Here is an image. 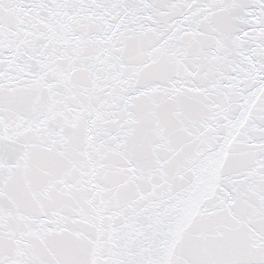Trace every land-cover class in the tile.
I'll list each match as a JSON object with an SVG mask.
<instances>
[{
	"label": "snow or ice",
	"instance_id": "obj_1",
	"mask_svg": "<svg viewBox=\"0 0 264 264\" xmlns=\"http://www.w3.org/2000/svg\"><path fill=\"white\" fill-rule=\"evenodd\" d=\"M0 264H264V0H0Z\"/></svg>",
	"mask_w": 264,
	"mask_h": 264
}]
</instances>
